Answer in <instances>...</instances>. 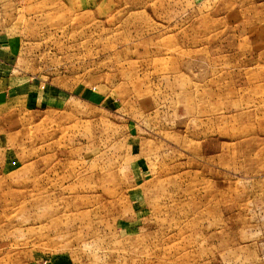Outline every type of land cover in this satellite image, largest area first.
<instances>
[{"label": "rangeland", "instance_id": "1", "mask_svg": "<svg viewBox=\"0 0 264 264\" xmlns=\"http://www.w3.org/2000/svg\"><path fill=\"white\" fill-rule=\"evenodd\" d=\"M52 258L264 264V0H0V264Z\"/></svg>", "mask_w": 264, "mask_h": 264}, {"label": "crops", "instance_id": "2", "mask_svg": "<svg viewBox=\"0 0 264 264\" xmlns=\"http://www.w3.org/2000/svg\"><path fill=\"white\" fill-rule=\"evenodd\" d=\"M64 264V261L62 260H58L56 258H52L51 260L50 259H44V260H40V262H38V264ZM66 264V262H65ZM68 264V263H67Z\"/></svg>", "mask_w": 264, "mask_h": 264}]
</instances>
